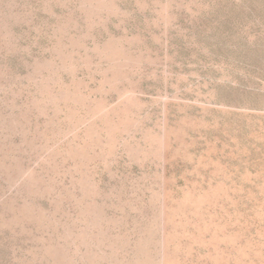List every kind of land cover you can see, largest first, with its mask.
I'll return each mask as SVG.
<instances>
[{
  "label": "rangeland",
  "instance_id": "374dc122",
  "mask_svg": "<svg viewBox=\"0 0 264 264\" xmlns=\"http://www.w3.org/2000/svg\"><path fill=\"white\" fill-rule=\"evenodd\" d=\"M0 264H264V0H0Z\"/></svg>",
  "mask_w": 264,
  "mask_h": 264
}]
</instances>
